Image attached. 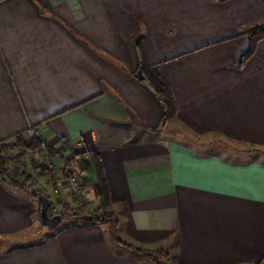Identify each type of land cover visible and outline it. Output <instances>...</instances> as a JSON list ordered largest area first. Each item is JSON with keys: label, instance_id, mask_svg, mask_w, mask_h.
<instances>
[{"label": "crops", "instance_id": "crops-1", "mask_svg": "<svg viewBox=\"0 0 264 264\" xmlns=\"http://www.w3.org/2000/svg\"><path fill=\"white\" fill-rule=\"evenodd\" d=\"M262 22L264 0H0V141L43 136L94 209L99 158L116 214L114 236L75 216L31 234L0 183V264H264V40L236 67ZM139 36L175 128L135 77Z\"/></svg>", "mask_w": 264, "mask_h": 264}, {"label": "trees", "instance_id": "trees-1", "mask_svg": "<svg viewBox=\"0 0 264 264\" xmlns=\"http://www.w3.org/2000/svg\"><path fill=\"white\" fill-rule=\"evenodd\" d=\"M225 1V0H221ZM238 35L245 36L248 41L247 49L241 54L236 67H242L257 48L259 41L264 40V22L249 26L238 32ZM133 50L137 60V70L141 69L143 82L153 92L162 106L161 124L165 125L169 120L177 115V103L170 85L154 70V67L147 61L145 51L142 45V36L137 37L133 43ZM22 149L21 152H17ZM40 142L34 135L22 141H0V183L7 184L20 192H27L33 197L39 193L34 189L35 180L29 171V166L25 160H22L24 154L38 151ZM13 153V154H10ZM65 165L67 163L65 162ZM98 184L100 187V201L98 208L94 212L86 213L85 207L81 206L71 216L89 214L93 222H103L107 225L111 235H115L116 214L109 199V188L105 172L102 168L99 158H95ZM69 169V166H66ZM38 201V200H37ZM60 214V213H59ZM62 218L64 215L60 214ZM137 251L144 253L154 262H158L162 251L150 252L141 248Z\"/></svg>", "mask_w": 264, "mask_h": 264}, {"label": "rangeland", "instance_id": "rangeland-1", "mask_svg": "<svg viewBox=\"0 0 264 264\" xmlns=\"http://www.w3.org/2000/svg\"><path fill=\"white\" fill-rule=\"evenodd\" d=\"M173 122L174 120H169L167 122V126H174L175 128L176 125H170L173 124ZM33 135L40 142V149L35 152L24 154L22 160L27 162L29 171L35 180L36 184L34 189L46 196L49 194L53 195L54 203L49 209V214L53 215L60 213L64 215L63 218H65L74 214L76 209L81 206L85 207L86 213L94 212L96 209L91 206V201L85 196V191L81 189L80 192L77 193L73 189L72 184L66 174L68 169H66L65 160L61 157L60 152L57 151V149L51 147L47 140L40 134L33 132ZM22 140L23 139H20L19 141ZM21 150L22 149H18L17 152H21ZM63 179H66L67 183L64 184L63 187H60V183ZM65 186H69L67 189L68 191L66 190ZM56 194L60 198L58 202H56L54 197ZM22 197L27 201V203L32 205L33 211L31 212L35 218V225L33 226V229L30 233L33 234L37 228H44L40 223L39 203L35 197L31 196L27 192H23ZM69 201L72 203L70 204ZM162 261L163 259H158L159 263Z\"/></svg>", "mask_w": 264, "mask_h": 264}, {"label": "water", "instance_id": "water-1", "mask_svg": "<svg viewBox=\"0 0 264 264\" xmlns=\"http://www.w3.org/2000/svg\"><path fill=\"white\" fill-rule=\"evenodd\" d=\"M135 77L138 80H143V74L141 69H138L137 72L135 73ZM37 200L39 202V216L41 219L42 225L47 229V230H53L61 221L62 217L60 214H49V208L51 206V201L50 199L41 193L36 194ZM76 218H80L84 221H92L93 218L89 214H81L79 216H76Z\"/></svg>", "mask_w": 264, "mask_h": 264}, {"label": "built area", "instance_id": "built-area-1", "mask_svg": "<svg viewBox=\"0 0 264 264\" xmlns=\"http://www.w3.org/2000/svg\"><path fill=\"white\" fill-rule=\"evenodd\" d=\"M69 181L72 184L73 189L79 193L81 189H83V181L79 174L75 173L72 168H69L66 172ZM84 190V189H83Z\"/></svg>", "mask_w": 264, "mask_h": 264}, {"label": "snow or ice", "instance_id": "snow-or-ice-1", "mask_svg": "<svg viewBox=\"0 0 264 264\" xmlns=\"http://www.w3.org/2000/svg\"><path fill=\"white\" fill-rule=\"evenodd\" d=\"M262 183H264V170H262Z\"/></svg>", "mask_w": 264, "mask_h": 264}]
</instances>
